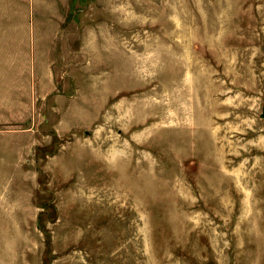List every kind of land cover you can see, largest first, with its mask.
I'll list each match as a JSON object with an SVG mask.
<instances>
[{
	"label": "rangeland",
	"instance_id": "1",
	"mask_svg": "<svg viewBox=\"0 0 264 264\" xmlns=\"http://www.w3.org/2000/svg\"><path fill=\"white\" fill-rule=\"evenodd\" d=\"M264 0H0V264H264Z\"/></svg>",
	"mask_w": 264,
	"mask_h": 264
},
{
	"label": "water",
	"instance_id": "2",
	"mask_svg": "<svg viewBox=\"0 0 264 264\" xmlns=\"http://www.w3.org/2000/svg\"><path fill=\"white\" fill-rule=\"evenodd\" d=\"M264 115V114H263Z\"/></svg>",
	"mask_w": 264,
	"mask_h": 264
}]
</instances>
